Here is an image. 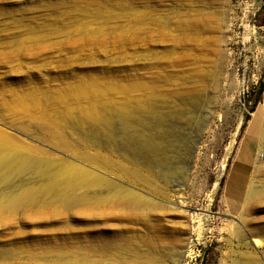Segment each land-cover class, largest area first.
<instances>
[{
  "label": "rangeland",
  "instance_id": "1",
  "mask_svg": "<svg viewBox=\"0 0 264 264\" xmlns=\"http://www.w3.org/2000/svg\"><path fill=\"white\" fill-rule=\"evenodd\" d=\"M258 108L264 124V0H0V264H264V201L247 249L225 215ZM76 169L111 182L114 202L1 208ZM186 178L181 210L207 215L193 224L171 213Z\"/></svg>",
  "mask_w": 264,
  "mask_h": 264
},
{
  "label": "bare ground",
  "instance_id": "2",
  "mask_svg": "<svg viewBox=\"0 0 264 264\" xmlns=\"http://www.w3.org/2000/svg\"><path fill=\"white\" fill-rule=\"evenodd\" d=\"M260 109L261 108H258V110L253 113L252 120L246 131L247 135L256 144L259 156L253 164V169L250 173L247 174L242 171L239 161L238 159H236L235 163L232 166L226 185L225 199L226 203L228 204V209L226 210L225 215L233 218V221H231V223L236 224L234 234L237 238H240L239 245L244 249H247L248 247V240L253 243L256 242V239H251V237L259 235V229L257 228L258 224L256 223V219L254 221L252 214L257 208V205L264 201V124L262 123L263 119ZM239 125L240 123L237 126V131L239 129ZM9 148L10 149H7V160L10 168H12L13 171H22L27 168V160H25L26 157L23 156V154H21L17 149L12 147ZM82 159L87 161V163L89 164L92 163L93 165L94 158L90 155H83ZM90 160L92 162H89ZM39 172L41 174L46 173V171ZM131 177L133 179H140L144 182V184L147 185H150L153 181L150 174L142 177L139 175V171L131 172ZM183 181L184 183H182V185H178L179 189L175 197L176 204L173 205L174 211H171V213L176 218H179L182 223L185 222L187 224L189 223V221L193 224L196 221H202L206 219L207 215L205 213V215H202L201 218L198 217V214H191L189 216L190 220L188 221V217L184 209L181 210V208H187V202L185 200L186 198H184L183 195L184 189L187 188V178L183 179ZM100 187H104L106 189L105 196L99 195L95 192V196L88 197V194L90 192H94V190ZM50 190L52 191L53 196H50ZM161 193L162 196L168 197L167 193H165L164 191H161ZM73 194L74 197H72ZM122 195L123 196L120 198L125 202H131V204L138 207L143 206L142 208L148 210L149 212L164 209L159 207L155 203L153 204L152 202H147V204H145L143 201L139 200V196H136V194H134L133 192H122ZM114 198H116V195H114V185H112L111 182H105V180L101 176L95 175L92 171L76 169L69 183H67L63 187H58L57 185L55 187L51 186L50 188L45 190L39 189L36 192H28L27 195L26 193L17 194L6 200L5 204H3V207L1 208H4L6 210H14L18 208L19 205L24 201L34 203L35 205L39 203L48 204L54 202L68 207L77 203H101L105 199H110L112 202H114ZM239 203H241V206L242 208L244 207V209H239ZM178 230V226H174L171 230V234L175 235L176 233H178ZM144 245L149 246V244ZM168 254L169 251H166L165 255H167V257ZM133 255L136 256L134 252ZM242 255L243 256L241 257V261L243 262V264H259V259L256 253H243ZM150 262L154 263L160 261L156 257H153Z\"/></svg>",
  "mask_w": 264,
  "mask_h": 264
},
{
  "label": "crops",
  "instance_id": "3",
  "mask_svg": "<svg viewBox=\"0 0 264 264\" xmlns=\"http://www.w3.org/2000/svg\"><path fill=\"white\" fill-rule=\"evenodd\" d=\"M251 141L252 139L248 136V143L243 145L241 157L238 158L241 169L245 174L249 173L250 162L253 159L252 151L248 147Z\"/></svg>",
  "mask_w": 264,
  "mask_h": 264
}]
</instances>
